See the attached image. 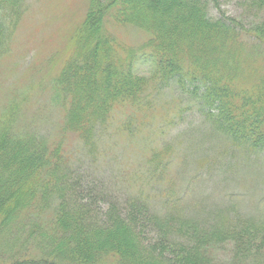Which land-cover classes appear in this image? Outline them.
<instances>
[{
  "label": "trees",
  "instance_id": "obj_1",
  "mask_svg": "<svg viewBox=\"0 0 264 264\" xmlns=\"http://www.w3.org/2000/svg\"><path fill=\"white\" fill-rule=\"evenodd\" d=\"M236 1L239 17L213 18L220 0H88L77 27H63L66 46L36 59L44 72L34 91L60 111L56 132L42 134L45 119H25L28 85L0 109V264H264V216L204 230L181 223L182 201L168 196L170 217L153 221L183 247L167 259L166 247L146 248L127 219L90 226L86 205L72 199L79 181L70 139L97 151L113 122L118 135L133 136L155 99L177 86L191 89L229 144L264 156V0ZM27 10L26 0H0V62L10 60ZM169 148L152 149L150 180L166 174ZM134 200L132 211L148 213V200Z\"/></svg>",
  "mask_w": 264,
  "mask_h": 264
},
{
  "label": "rangeland",
  "instance_id": "obj_2",
  "mask_svg": "<svg viewBox=\"0 0 264 264\" xmlns=\"http://www.w3.org/2000/svg\"><path fill=\"white\" fill-rule=\"evenodd\" d=\"M26 3L28 10L14 38L10 60L0 62V109L14 93L22 92L19 88L28 85L32 98L25 107V119H45L40 129L46 134L56 132L62 116L58 109L49 108L45 93L34 91L38 86L35 79L44 72L39 66L43 59H36L58 46L60 50L66 46L63 27L72 31L77 27L88 11V0H26ZM220 5V11L211 6L210 16L216 18L225 13L239 17L243 13L236 0H220ZM53 67L56 74L61 65ZM175 88L155 99V108L145 113L143 126H137L139 129L133 136L118 135L113 122L112 133L109 126L99 133L97 151L91 152L70 139L71 150L74 147L71 165H75V178L79 181L73 187L76 193L72 199L86 205V223L110 224L109 219L114 216L118 220L127 219L142 234L146 248L163 252L166 247L167 259L178 257L183 247L172 235L165 241L158 222L153 221L170 217L168 196L182 201L184 215L180 217L185 221L181 223L204 230L217 226L220 219L241 216L262 220L264 216V156L229 144L209 122L203 104L192 99L191 89L188 93ZM134 113L128 111L127 115H134L131 119L137 121L139 117ZM118 117L121 125L124 116ZM165 145H170L172 161L166 174L152 181L147 176L153 167L152 149ZM135 197L148 200V213L138 215L131 210ZM153 214H158L157 218H151Z\"/></svg>",
  "mask_w": 264,
  "mask_h": 264
}]
</instances>
